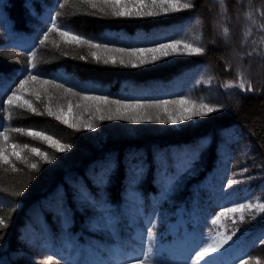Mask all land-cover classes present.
<instances>
[{
    "label": "trees",
    "instance_id": "16d2710c",
    "mask_svg": "<svg viewBox=\"0 0 264 264\" xmlns=\"http://www.w3.org/2000/svg\"><path fill=\"white\" fill-rule=\"evenodd\" d=\"M63 2L0 0V131L5 127L43 130L72 145L68 151L57 153L43 141L10 133L13 142L38 146L55 159L47 164L25 153L30 163L38 164V171L15 158L12 160L19 169L17 172L0 165V215L7 217L12 207L16 209L7 229L0 232L3 237L0 264H45L44 259L33 261L35 254L51 257L49 264H128V261L134 264L141 257L129 256L133 250V229L116 214L117 205L113 208V226L105 228L111 239L89 234L69 201L72 191L85 195L96 205L113 203L120 199L122 187H128L127 173L134 174L137 183L133 187L140 192V204L148 211L149 196L159 190L155 183L158 171L174 172L177 155L184 151L189 168L191 165L201 169L195 171L182 190L181 201L187 206L192 198L199 204L212 202L214 193L205 177L219 164L217 144L213 143L216 136L232 148L242 142L250 157L248 164L254 167L250 171L255 170L257 184L264 193V44L260 45L262 51L258 56L247 55L264 38V32L259 31L264 0H224L226 14L219 0H191V9L156 17H113L92 9L86 0H68L61 9L59 5ZM57 12L61 13L57 21L61 27L108 48L130 50L186 39L205 51L200 55L173 54L136 68L125 67L119 61L104 64L103 59L99 62L92 59L91 52L98 51L102 58L114 52L90 49L87 45H66L56 33L40 44L50 26V17ZM248 14L255 16V26L245 19ZM224 26L230 30L227 38L222 35ZM249 30L251 36L244 42ZM197 36L199 40H195ZM30 54H35L32 71L41 80L62 84L79 95L49 85L47 94L41 91L39 101L26 96L42 115L27 108L13 109L15 115L6 120L2 102L28 75ZM232 56L239 57V66L233 65ZM238 70L245 72L255 92L223 87L225 82L237 80ZM81 95L106 96L109 101L143 105L187 97L203 99L221 106V110L175 127L158 123L153 116L151 122L142 120L124 127L92 121L98 135L82 130V122L80 130H75L47 115L49 105L54 111L57 106L67 111L70 102L74 115L93 117L95 104L81 101ZM77 104L82 107L76 108ZM85 104L93 106L85 111ZM154 109L145 107L137 112L152 114ZM204 139L210 140L206 147L202 146ZM21 190L19 197L12 195ZM101 191L103 198L99 196ZM248 229L251 234L242 240L244 259L264 264V244L258 242L264 237V217ZM24 246L34 249L26 254ZM114 248L119 249L118 255Z\"/></svg>",
    "mask_w": 264,
    "mask_h": 264
},
{
    "label": "snow or ice",
    "instance_id": "6c2138e0",
    "mask_svg": "<svg viewBox=\"0 0 264 264\" xmlns=\"http://www.w3.org/2000/svg\"><path fill=\"white\" fill-rule=\"evenodd\" d=\"M90 7L94 10H98L100 13L108 15L110 14L113 17H156L160 15H167L171 13H176L181 10L191 9L193 4L191 0H86ZM221 6H224V0H219ZM68 4V0H64L63 3H60V8L63 9ZM226 6H224V14H226ZM61 16L60 12H57L56 15L50 17V26L43 33V39L40 40V44H44L48 39L51 33H56L66 45H87L90 49L103 50L106 53H119V63L125 67L136 68L141 65H146L160 60L162 57H167L173 54H184V55H200L204 53L205 49L200 47L194 42H189L186 39H176L172 40L169 43H158L155 47H146V48H133V49H124V48H108L104 44L94 43L93 41L86 39L72 31H69L61 27L57 21ZM261 23L259 26V31L264 32V9H260ZM246 20L250 21L253 26L256 24V18L252 14H248L245 17ZM197 23H200L197 21ZM229 28L224 26L222 28V35L227 38L229 36ZM251 36V30H249L244 35V42H247ZM200 37H195V40H199ZM253 43H256L255 41ZM261 44H264V38H262L260 44H257L252 50L248 52V57L254 55H259L262 51ZM183 50L182 52L180 50ZM128 57L125 61L124 57ZM92 59L100 61L103 59L104 64H116L117 57L114 55H107L101 57L98 54V51L91 52ZM81 60H84V56L79 57ZM243 59V58H242ZM29 72L24 79L19 81V84L16 86L15 90L11 92V95L7 96L3 103V111L5 113L4 118L10 120L14 115L13 109H23L27 108L32 113L37 115H42L39 110L34 106L33 102L26 98V96H34L37 101L41 99V91L43 93H48V86L51 85L53 88H63L65 93H70L72 95H79L72 91L71 88H65L62 84H54L51 80H41L40 77L33 73L32 69L35 67V54H30L28 57ZM211 79V78H210ZM39 84L40 88L34 87V85ZM30 85H33L30 87ZM225 89L229 88H238L243 92H255L256 89L251 83L250 80L246 79L245 72L243 70L237 71V80L235 82H225L223 85ZM49 99L51 97L49 96ZM80 100L84 102H93L95 104V113L98 115L94 116L95 119L103 120H128L132 124H139L142 120H147L151 122L153 119L152 116H148L143 113H138L137 110L145 107L163 109V113L166 116V119H162L160 114H156L155 120L161 124L177 125L181 122L188 121L194 117H207L211 113H215L221 110V106L207 103L203 99L197 101L192 100L187 97H182L177 100H162L155 104L143 105V104H130L123 103L119 100H112L106 96H89L81 95ZM100 105H115V111L113 112L109 108L108 112L105 114ZM169 105L174 106L173 110H169ZM92 104H85L84 110L88 111L91 108ZM76 108L82 107L81 104H77ZM47 115L54 117L55 120L60 122L63 125H66L68 128L80 130L81 127V117L73 114V106L69 102L67 111H64L63 108L53 110L49 105L46 108ZM83 126L90 131H95V125L92 122V119H89ZM10 133H19L28 137H32L36 140L43 141L49 148L54 149L57 153H62L68 151L72 145L62 142L60 139L56 138L54 135L47 133L43 130L37 129H24L19 127L7 128L0 131V165L10 166L12 172H17L19 169L13 163L12 158L15 157V160L25 163L31 170L38 171V164L35 162H29L28 157L24 155L25 153H30L32 156L39 157L44 163L51 164L55 159V156L50 155L46 150H42L38 146H31L28 143H17L13 142V137ZM11 149V151H9ZM248 169L245 167L242 170V173H247ZM241 181L237 179H228L227 185L231 187ZM26 187V186H25ZM22 194L21 191H15L12 193L13 196L19 197ZM16 211L15 207L11 208L9 215L7 217L0 215V232L7 229L11 222V215ZM264 214V202H261V198L257 197L255 202L249 201L247 203H238L232 207H223L220 212L216 214L214 218L211 219V224L216 226L220 223L221 218H231L230 214H239V220L241 222L245 221V215L252 216L255 219V214ZM233 224L236 223V220L232 218ZM227 231V227L224 228V231H217L215 236H210L208 241H206L203 246H201L195 252V259L192 264H208L207 257H210L213 253L219 252L225 245L232 240L233 236L236 235V232L233 231L231 235H225L224 232ZM147 241L148 248L143 252V258H137L135 264H153L151 259V242L154 239V226H149L147 228ZM3 237L0 236V239ZM259 243L264 244V237H262ZM51 257L48 261H45V264H49ZM128 264H133L132 261H128ZM240 264H249L248 260H241ZM256 264H259L257 260Z\"/></svg>",
    "mask_w": 264,
    "mask_h": 264
},
{
    "label": "rangeland",
    "instance_id": "374dc122",
    "mask_svg": "<svg viewBox=\"0 0 264 264\" xmlns=\"http://www.w3.org/2000/svg\"><path fill=\"white\" fill-rule=\"evenodd\" d=\"M113 54L117 57V61H119L120 54ZM124 59L127 61L128 57L125 56ZM231 60H233L234 66H239V57L232 56ZM214 94L213 92H207V95ZM64 106H66V103ZM100 107L105 114L109 108L113 112L115 111L114 105H102ZM58 108L60 106H57L56 110ZM173 108L174 106H169V110H173ZM93 111V117L87 116V118L92 119L94 122L102 123V125H110L112 123L117 124L119 127L132 125L128 120L114 119L101 121L95 119L94 116L98 114L95 113V109ZM158 113L162 114L163 119H166L163 109L161 111L154 109L152 114L147 112L146 115L151 114V116L155 117ZM87 118L81 117V122L83 124L86 123L88 121ZM83 124L82 130H87L83 127ZM89 133L98 135L99 130L89 131ZM235 137H238V135H235ZM215 138V141L212 138L210 139L214 141L213 143L217 144L216 153L219 157V159L217 158L219 164L211 174L205 177L206 183L209 184L214 193L212 202L199 204L195 198H192L189 201V206H187L181 201L182 190L185 189L189 179L195 175V171L201 169L200 166L195 167L191 165L189 168V163L186 164L187 156L184 155L183 151L177 155L179 159L174 164V172L166 174L163 169L158 171V178L155 183L158 184L159 190L157 194L149 196L151 208L148 211H145L140 204V192L133 187L137 183L134 174L127 173L129 177L127 181L128 187L125 189L122 187L119 192L120 199L113 203L106 201L102 205H96L85 195L72 191L69 201L75 215L80 216V219H82L81 222L85 231L89 234H97L111 239L112 235L105 228L113 226L115 212L117 211L116 214L124 220L126 225L132 226L133 229L131 235V238H133V250L129 256L135 255L140 256L141 259L143 258V252L149 246L146 235L147 228L154 226V239L151 242L150 253L153 264H192L195 259V252L208 241V238L215 236L218 230L223 232L224 228L227 227V231L224 232L225 235H231L233 231L236 232V235L219 252L213 253L206 259H208V264H240L242 259L245 260L242 251V240L251 234L248 227L255 223L258 224L260 218L264 217V214H255V219L246 214L244 222L239 220V214H230L231 218L222 217L220 223L216 226L211 224V219L225 206L232 207L242 202H255L257 197H260L261 202H264L262 200L264 193H262L261 185L257 184L259 179L255 170L254 172L250 171L254 167L248 164L250 157L244 152L242 142L232 148L223 143L221 139L218 141L217 136ZM209 142V139H204L202 146L206 147ZM245 167H247L248 172L241 175ZM136 172H138V169L135 170ZM228 179H237L241 182L228 187ZM103 195V191L99 192L100 198H103ZM116 205L117 207L114 212L113 208ZM232 218L236 220L235 224H233ZM33 249L25 247L24 251L27 254L33 251ZM114 250L116 255L120 253L118 248H114ZM33 256L34 258L31 255L33 261H37L38 259L49 260L47 255L35 254ZM31 257L29 256V259ZM249 264H252V262L249 261Z\"/></svg>",
    "mask_w": 264,
    "mask_h": 264
}]
</instances>
